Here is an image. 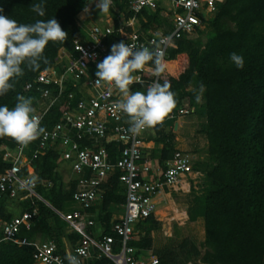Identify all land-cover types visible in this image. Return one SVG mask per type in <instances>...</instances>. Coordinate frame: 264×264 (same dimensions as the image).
<instances>
[{"label":"trees","instance_id":"16d2710c","mask_svg":"<svg viewBox=\"0 0 264 264\" xmlns=\"http://www.w3.org/2000/svg\"><path fill=\"white\" fill-rule=\"evenodd\" d=\"M94 0H0V13L31 24L37 20L55 18L68 33L64 42H49L39 70L27 68L24 75L14 81V89L0 96V106L12 108L16 97L23 95L33 103L37 93L25 92L23 85L38 71L51 67L60 48L69 50L72 40L79 34L76 26L77 14ZM42 3L45 15L39 16L31 10V5ZM117 11L125 5V0H115ZM214 10L203 21L201 28H195L190 35H183L174 41L175 47L167 49L166 60H173L179 53H185L187 63L177 76L171 75L172 62L166 64L156 82L168 81L176 93L177 107L186 103L193 107L187 115L201 118L195 132L205 139V157L192 163V171L203 174V187L199 194L193 193L191 204L186 209L187 220L202 218L203 240L197 245L189 238H182L173 247L162 246L152 250L159 264H264V0H221L214 1ZM125 13V16H128ZM143 16V22L140 17ZM141 29L168 26L158 15V11L143 10L138 14ZM123 37L129 27L122 30ZM236 53L244 58L242 69L230 59ZM23 67V66H22ZM94 74V70L90 71ZM149 76L144 82L133 83L130 91H147ZM204 92L199 103L196 92L200 85ZM74 95L73 99L77 98ZM66 94L60 96L45 114L41 126L53 124L61 110L65 108ZM125 120L129 121L126 115ZM173 120L165 119L162 124L150 128L144 140L160 143L156 149H149L148 157L156 158L163 169L174 148V134L167 126ZM8 144L0 137V145ZM110 160H114L120 146L114 142L104 144ZM58 152L46 148L42 155L31 160L29 169L38 182L34 191L49 206L63 211L70 205V194L74 179L64 180L57 160ZM4 166L0 165V170ZM124 193L117 181V172L107 177L99 185L98 204L88 209L94 226L90 231L110 234L112 210L123 203ZM6 199L0 200V216L9 218L11 211L5 210ZM21 210H34L35 220L28 231L19 235L29 240L51 239L57 251H61L63 241L72 246L79 239L74 231H67L66 224L50 207L40 201L30 205L19 203ZM174 218L178 211L172 207ZM159 227L152 215L134 223L135 237L129 245L136 254L151 248L150 232ZM31 246H17L0 240V264H31ZM108 259L92 257L84 264H106Z\"/></svg>","mask_w":264,"mask_h":264},{"label":"built area","instance_id":"2783aa9c","mask_svg":"<svg viewBox=\"0 0 264 264\" xmlns=\"http://www.w3.org/2000/svg\"><path fill=\"white\" fill-rule=\"evenodd\" d=\"M214 1L217 0H125L123 8L117 11L113 0L114 7L108 13H101L85 26L76 23L79 34L72 40L71 48H60L53 65L38 71L23 85L25 92L34 90L37 93L32 106L41 117V123L63 93L66 94V106L56 121L45 128V133L27 146L4 137L10 145H0V165L4 166L0 170V200L4 197L6 206L8 202L32 205L40 201L66 224L67 231L76 232L79 239L72 246L63 241L61 251H57L51 239L29 240L19 235L21 230L28 231L36 218L34 210H22L7 219L0 216L1 241L31 246V264H68V254L77 256L80 264L100 256L108 259L106 264H159L155 255L138 256L136 249L129 245L135 237L134 223L154 215L153 196L162 187L172 186L181 176L188 175L192 170V157L175 149L163 169L157 163L152 164L144 149L147 128L139 135L129 131L126 114L112 109L122 94L114 85L97 84L95 73L98 63L111 54L112 45L121 41L134 50L141 47L159 49L166 63L167 49L175 47L176 39L203 26V21L214 10ZM143 10L158 11L168 26L167 31L162 30L163 25L141 29L138 14ZM125 13L129 15L125 16ZM140 19L145 21L143 16ZM124 27H129V32L119 41L117 37H123ZM93 70L94 74H91ZM145 74L150 78L147 88L159 76L154 74V64L150 62L134 73L138 79L133 83L144 82ZM76 93L78 96L74 100ZM192 110V106L183 103L166 119L174 121ZM109 142L120 146L114 160L109 159L104 148ZM46 148L56 150L57 160L66 163V180L74 179L67 211L49 206L34 187L20 188L18 181L34 176L29 169L31 160L42 155ZM114 172H117V181L124 193L122 213L111 225L116 237L110 234L96 237L89 229L94 226V221L88 209L99 198V185Z\"/></svg>","mask_w":264,"mask_h":264},{"label":"clouds","instance_id":"9594fccd","mask_svg":"<svg viewBox=\"0 0 264 264\" xmlns=\"http://www.w3.org/2000/svg\"><path fill=\"white\" fill-rule=\"evenodd\" d=\"M96 7L101 13H108L114 7L113 0H98ZM31 10L41 17L45 15L42 3L32 4ZM83 11L88 13L90 8L85 5ZM67 38L68 33L55 18L22 24L0 14V96L14 89V81L24 75L25 68L36 71L42 60L47 63L43 54L49 42L65 43ZM230 59L237 68H243L244 58L241 55L232 53ZM150 62L154 64L155 75L165 71L166 64L159 49L141 47L134 50L121 41L112 45L111 54L98 63L95 73L97 84L105 82L114 85L122 94V98L113 103L112 109L129 117V131L133 135L162 124L177 106L176 93L171 90L168 81L163 84L154 82L146 93L130 91V86L138 79L134 73L143 70ZM204 90L201 84L195 96L197 103L201 101ZM16 100L12 108L0 106V137H10L18 144L27 146L46 130L41 127V117L36 115L32 99L18 95ZM38 179L32 176L18 182L20 188L25 189L34 187ZM66 259L68 264H80L77 256L68 254Z\"/></svg>","mask_w":264,"mask_h":264},{"label":"rangeland","instance_id":"374dc122","mask_svg":"<svg viewBox=\"0 0 264 264\" xmlns=\"http://www.w3.org/2000/svg\"><path fill=\"white\" fill-rule=\"evenodd\" d=\"M97 2L98 0H94L88 3L87 6L90 8V12L85 13L83 11L84 7L77 14L76 23L83 26L87 23L90 24L91 21H95V19L101 14V11L96 7ZM81 22H83V24H81ZM182 120L183 125L180 135L184 137L187 142L186 150L183 152L191 156L190 151L194 148L196 158L198 159L199 154L202 155L205 153L206 145L204 137L195 132L201 118H198L195 115H185L182 117ZM146 131L149 132V128ZM194 161H192V163ZM65 167L67 168V166ZM65 167H61L60 164H58V168L60 169L64 180L68 178V173L65 174ZM199 175L200 174H198L195 179L193 177V183H190V187L187 188L186 184L183 183V186L179 189H167L164 191V195L162 194L156 198V208L153 217L159 222V227L150 232L151 248L145 251V253H147L146 256L150 255L153 249L162 246L173 247L184 237L193 240L197 245L203 240L202 218L198 217L194 221H188L186 214L188 205L192 203L191 199L193 193L199 194L202 191L204 177L203 174ZM7 206L5 207V210L11 211V214H17L22 211L20 205L16 202H8ZM172 207L178 210L176 212V219L174 218ZM68 209L69 207L64 210L67 211ZM114 211H118V209H115Z\"/></svg>","mask_w":264,"mask_h":264},{"label":"crops","instance_id":"0c3cea01","mask_svg":"<svg viewBox=\"0 0 264 264\" xmlns=\"http://www.w3.org/2000/svg\"><path fill=\"white\" fill-rule=\"evenodd\" d=\"M219 1V0H217ZM83 23V22H81ZM169 61H173L172 63V70L170 71L171 75L173 76H177L179 73H181L183 71V69L185 68L186 66V63H187V58H186V55L185 53H179L175 56V58L173 60H167V62ZM184 117V116H183ZM182 117H179L177 118L176 120H174L173 122H171L170 125H168L167 127L170 128L171 132L174 135V148L175 149H179V150H182V151H185L186 149V145H187V142L185 141L184 137H182L180 135V131L182 129ZM148 129V128H147ZM146 129V130H147ZM149 132H150V128H149ZM149 132L145 131V135L148 134ZM161 146L160 143H155L153 142L152 140H145L144 141V149H146L147 152H149V149H156V148H159ZM191 152V157H192V161L194 160H203L204 157H205V153H203L202 155L199 154L198 155V159L196 158V153H195V149L192 148V150L190 151ZM195 157V159H194ZM151 163L154 164V163H157V160L156 158H151ZM59 164L60 166H67L66 163H64L63 161H59ZM158 164V163H157ZM66 168V167H65ZM65 174H67V170H65ZM198 174H202L200 171H192L186 175V176H181L180 179H178V181L172 185V186H169V187H162L154 196H153V201L155 202V206H156V198H158V196L160 195H164V191L167 190V189H171V188H176V189H179L180 187L183 186V183L186 184V187H190V183L192 182L193 183V177L194 179L197 178ZM199 175V176H200ZM189 176H192V177H189ZM190 180V182H189ZM95 204H98V200L95 201ZM8 207V206H7ZM156 208V207H155ZM115 209H118V211H114ZM122 213V206L119 205L118 207H115L113 210H112V214H111V219H115L119 214ZM18 214V213H17ZM13 215V214H12ZM145 251L147 250H142V251H139L137 253L138 256H146L147 253H145Z\"/></svg>","mask_w":264,"mask_h":264},{"label":"bare ground","instance_id":"6f19581e","mask_svg":"<svg viewBox=\"0 0 264 264\" xmlns=\"http://www.w3.org/2000/svg\"><path fill=\"white\" fill-rule=\"evenodd\" d=\"M172 63H173V62H172ZM165 64H167V62H166Z\"/></svg>","mask_w":264,"mask_h":264}]
</instances>
